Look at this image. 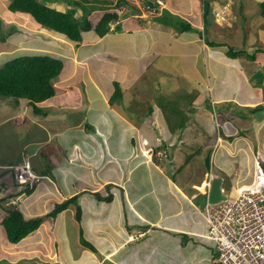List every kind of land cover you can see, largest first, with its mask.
I'll return each instance as SVG.
<instances>
[{
	"label": "crops",
	"instance_id": "0c3cea01",
	"mask_svg": "<svg viewBox=\"0 0 264 264\" xmlns=\"http://www.w3.org/2000/svg\"><path fill=\"white\" fill-rule=\"evenodd\" d=\"M151 1L154 0H147V2ZM162 1L165 5L162 12L166 10L173 17L178 15V19L192 28L182 32V37H178L179 34L174 31L159 33L146 25L143 27L141 25L143 22H149L148 15L159 18L161 14L138 12L134 15L130 11L133 9L131 7V9L128 7L118 9L117 21L109 24V31L103 36H98L95 32L96 35L85 36L81 33V41L77 42L67 41L63 35L38 27L29 29L26 18L20 19V22L26 25H17L22 35L17 33L14 43L23 48L22 37L24 40L29 38L27 41L31 40V42H26L27 47L46 51L51 56L59 58L62 68L55 81L54 96L42 104L43 112L49 118L30 120L25 110H16L13 124L15 132L25 130L28 134L30 131L32 137L30 140L18 142V148L14 142L4 141V144L9 143L7 144L9 146L5 145L9 156L7 158L6 155L5 158L0 156V165H12L21 154L25 153L30 156L34 172L42 176L34 190L29 195L22 196L17 206L24 219L40 216L45 218L56 204L77 197L80 221L77 222L74 218L73 204L61 212L67 211L66 214L68 213L70 218L75 220L77 229L76 243L71 244L72 248L69 247L63 255L60 253L59 255L54 248V242L65 237L61 234V227L66 226L64 220L54 229L52 226L47 227L52 218H46L30 235L16 244H10L5 238L0 215V264H216L214 251L209 241L205 239L206 222L200 213L206 202L205 188L199 190L207 172L204 159L210 151L211 172L215 169L219 170V176L213 175L221 178V188L225 192H228V189L235 191L244 186L256 185L255 180L251 183L247 182L250 173L243 176L236 175L231 183L230 178L233 179L234 174L225 168H219L216 164L219 163L218 156H224L229 160L251 157L252 173L258 170L259 158L264 159V112H260L261 119L257 120L255 123L257 127L252 130L255 132L254 145L240 144L247 139L234 126H229L223 136L217 135L214 139L210 135L212 126L210 129L207 125L213 122L212 112L216 111L214 121L217 120L215 121L217 124L221 123L220 120L223 118L226 121L222 124L235 121L239 123L241 129L245 127V130L249 131L247 117L251 115L254 118L260 111V108H254L260 104L264 106V15L260 7L263 0ZM51 2L50 5L59 11L70 12L72 9L65 0H51ZM207 3L209 8L207 6L205 11L204 7ZM223 8H228L227 13L220 17ZM213 12L218 15L213 17ZM77 13L78 8L75 17L82 15L81 11ZM105 13L106 11L100 16H95V21ZM89 21L92 25L95 23L90 18ZM223 21L228 25L235 21L238 25L234 27L235 32L232 31L234 34L230 33L229 42L222 40L226 30ZM233 36L235 40L231 38ZM123 38L127 39L124 42L130 43L131 46L144 47L137 51L140 69L136 78L133 77L131 81H128L127 76H123L122 67L115 66L116 58L110 61L112 63L110 65L102 60L104 55L118 52L115 43ZM178 41L182 42V51L178 49ZM209 42L216 44L211 46ZM66 43L71 46L69 51ZM164 43L168 45V49L162 47ZM61 47L63 50H60ZM53 48L62 55H55ZM230 49L232 54L229 55ZM99 68L103 73L105 72L101 76H98ZM149 76L156 78L152 84L146 82ZM104 77L108 79L106 83L101 81ZM238 77L244 79L243 84H238ZM180 78L190 86L185 89L183 95L193 100L194 107L190 109L189 114L186 113L187 106L185 107L178 121L180 125L169 132L170 136L166 142L161 135H157L154 141L146 140V135H151L153 129L146 128L144 120L134 119L135 115L131 116L126 110L128 104L138 95V89L141 90L144 86L164 87L156 89V100L160 95L164 97L169 95L172 102L171 99L176 100L179 97V88L183 85ZM123 79L125 81L127 79L128 83L123 82ZM86 82L91 87L90 95L88 92L90 100H87V103L98 102L103 110H96L97 116L104 112L106 122L113 120L116 125L113 126L117 127V137L113 136L114 132L109 134L108 130H100L106 135L103 141L115 137L117 141L121 139L124 142L128 141L126 144L133 147L136 146L134 144L136 142L138 149L136 151L140 155L134 166H137L136 171L143 169V175L140 172L131 175L130 169L123 166V161H120L119 167L122 166L119 174L122 176L119 179L110 178L104 171L107 168L103 167L104 162L93 159V155L98 156V152L102 153L99 145L95 143V149L91 139L90 142L87 140L89 144L83 140L89 135L88 130L85 129L87 132L81 140L80 136H77L82 135L83 130L80 129L82 126L88 127V119L92 112L90 110L88 119L84 115L78 121L72 119L74 115L72 116L71 112L78 110L77 112L80 113L82 109H86L82 107V102L76 104L81 99L82 93L87 97V90L84 89ZM119 85L123 95L122 104L115 103L120 96L111 102L115 87ZM201 89L204 91L202 92ZM95 91L98 94L97 98H94ZM142 91L145 93L137 100L142 107L158 104V100L147 98V89L144 88ZM73 99L76 102H73ZM207 99L210 103L204 105ZM219 107L222 111H219ZM195 109L196 113L193 112ZM184 115L186 118L183 117ZM156 117L161 119L159 114ZM244 117H246L244 122H240ZM198 121L201 127L198 133L203 135L205 142L199 146L189 145L190 142L186 141L192 142L193 139L189 137L184 139L188 132L182 128L191 125L189 122L194 125ZM123 126L128 132L124 137L121 131ZM55 138H57L56 144ZM148 141H152V144ZM140 142L147 143L153 150L155 148L159 150L161 145L166 159H158L156 156L149 159L140 153L144 145L140 147ZM179 142H183L185 146L180 145ZM167 145L170 152L167 150ZM14 148L17 149L15 158L10 159ZM185 149L191 150V153H180ZM55 150L61 154V158L56 160L63 163L57 177L52 178V171L49 169L46 173L47 166L43 168L39 157L48 156L50 161ZM133 150L131 154L128 152L127 159L132 160L136 157L137 153L135 149ZM176 153L184 160L180 166L175 160ZM170 167L177 168L178 178L169 172ZM184 172L188 175L192 173L197 178L183 181L181 174ZM1 175L7 178L5 180L10 181L4 173H0ZM76 175L81 177L80 183L71 179ZM34 193L35 195L32 196ZM134 229L136 231H133ZM42 230H44L43 234H40ZM146 236H150L147 241L144 240ZM81 238L95 251L82 246ZM42 239L51 243L49 249H45L40 244ZM37 245H42L39 251L35 250L38 249Z\"/></svg>",
	"mask_w": 264,
	"mask_h": 264
},
{
	"label": "rangeland",
	"instance_id": "374dc122",
	"mask_svg": "<svg viewBox=\"0 0 264 264\" xmlns=\"http://www.w3.org/2000/svg\"><path fill=\"white\" fill-rule=\"evenodd\" d=\"M8 1L9 0H0V14H2V18H3L4 22H10L11 19H14L13 21H15V23L17 25H23L24 26L26 24H24V23H22L16 19H21V18L25 17L27 20V23H28L27 26L29 29H32L33 27H37V24L35 23V21L33 20V18L31 16L25 15V14H20L17 12L8 11L6 9ZM44 1L48 2L47 0H44ZM65 1H66V4H68L69 6L72 7L71 11L76 12V9L78 8V13H79V11H81V13H82V8H88L89 9L90 12L88 13V15H86V17H87L88 22L90 23V30H87L88 32L82 31L83 36L90 35V34L91 35L97 34L96 31L94 30V28L97 25V23L99 22V20H101L102 16L100 18L98 17L97 21H95V19H96L95 16H100L101 13H104L105 11L106 12H113V13L116 11L115 13L117 14L118 9L120 7H128L129 8V6H130V3H125L122 0H120L119 2H117L118 0H89V1L65 0ZM139 1L141 2V6L143 5V2H147V0H139ZM116 2H117V7H115ZM112 6H113V8H112ZM204 9H205V11L207 10V5L204 7ZM174 15H176V14H174ZM260 16H261V14H260ZM76 18H77L79 24H83L82 19H80V18H82L81 14L76 16ZM89 18L92 21H95V23L93 25L91 24L92 22L89 21ZM147 18L149 19V22H143V24H141L143 27H145V25H146L148 28L154 30L155 32H159V33H162V32L171 33L172 31H174L175 33L179 34L178 37H182V32L177 27L178 22L176 20L178 19V15L173 17L168 11L165 10L164 14L161 13L159 18L158 17L153 18L152 16H149V15L147 16ZM112 21H113V23H115L117 21V19L112 20ZM112 21H110V23ZM175 21H176V24H175ZM224 22L225 21H223V23ZM226 22H227V20H226ZM226 22H225V25H226L225 29L226 30H224L225 31L224 36H223L224 38H222V40L225 39L226 41L229 42L230 40L228 39V37H229L230 33L234 34L232 31L235 32L236 28H234V27H237L238 25L235 21L231 22L230 25H228ZM109 24H108V31H109ZM231 38H233L235 40V36H233ZM28 39L29 38H26L24 40L22 37V39H21L22 43L21 44L23 45V48L19 46L20 49H18L16 47L14 48L12 46H6L9 44H5V45L0 44V61L2 60V62H3L6 60H9L11 56H19V55H21L22 51H32L33 52L32 48H29L25 45L26 42H31V40L27 41ZM126 40L127 39H124V38L119 39L115 43L117 45L116 47H117L118 52L108 53V55H104L102 57V60L104 61V63L107 62L110 65V64H112V63H110V61L113 60L114 58H116L117 63L115 64V66L122 67L123 68V73H122L123 76H127L128 81H131V79L133 77L136 78L137 72L140 69V67H138V60H140V59L137 57V51H139L140 49H142L144 47L138 46L136 44L138 47V48H136V46H131L130 43L124 42ZM14 41H15V39H14ZM67 41H70V40H67ZM70 42H72V41H70ZM9 43L12 45H15V44H13L12 38L9 40ZM16 46H18V44H16ZM66 46L68 47V51H69L71 49V46H69L67 43H66ZM173 46L175 47L174 44H173ZM162 47L168 49V45L165 43L162 45ZM182 47H183L182 42L178 41V49L180 51L183 50ZM236 48H234V49H236ZM239 48H241V47H239ZM242 48H243V45H242ZM53 49H54V51L53 50H51V51H53V53L55 55H62V54H60V52L58 50H56L55 48H53ZM60 50H63V48L61 47ZM10 52H12V53L9 55H6V53H10ZM39 54H41V53H39ZM63 56L66 57L65 54H63ZM64 61H63V63H64ZM126 65H128V66H126ZM91 70H93V69H91ZM97 72H98V76H101V74L105 73V72L103 73L102 69H100V68L97 70ZM175 79H177V78L175 77ZM140 80L141 79H139V81ZM153 80H156V78L153 76L152 77L149 76L146 79V82L148 84H152ZM179 80L181 81V83L183 85H180L179 92H178V94H179L178 99H176V100L171 99L172 102L169 99V95H166L165 97L160 95L159 97H157V100H158L157 105H155V106L148 105L147 107H142L138 103L137 100H138L139 96H142L145 93L142 91L144 88L147 89L146 92H148L147 98L152 97L154 101H157L156 100V92H157L156 89H163L164 88L162 86H160V87L156 86V88H149L148 86H144L143 89H141V90L138 89L139 90L138 95L135 96V99H132L131 102L128 104L127 109H126L127 112H129V114L131 116L135 115L134 119L144 120L145 124H146V126H145L146 128L153 129L151 135H149V134L146 135V140L152 139L154 141L156 139L157 135H161L162 139H164L166 142V140H167V138H169L172 130L174 128H177L180 125V123L178 121L180 119V114H182V111L185 109V107L187 106V108H188V112H186L188 114H189L190 109L194 107L193 102H191L192 99L183 95L185 89L190 88V86H188L186 84V82L184 80H182L181 78ZM85 81H86V79H85ZM101 81H103V83H106L108 81V79L104 77L101 79ZM123 82L128 83L127 79H126V81H125V79H123ZM160 82L162 84L163 80L161 79ZM237 82L239 85H241V84H243L242 82H244V79L241 77H238ZM243 87H245V85H243ZM85 88L87 90V92H86L87 97L84 96V93H82L81 99L77 102L75 99H73V102H76V104L78 102H82V107L86 108L87 110L82 109V112H80V113L77 112L78 110H75V112H71L72 116L74 115L72 119L74 121H78L79 118L83 115L86 116L88 119L90 110H92V112H91V115L88 119L89 120L88 121V127L85 128L84 126H82L80 128L81 130H83L81 132L82 135H77V136H80L79 139L81 140L82 137L84 136V133L87 132V131H85V129L88 130L89 135H86V137L83 138V140H85L86 142H87V140H89V142H90V139H91V142L93 143V147L95 146V143H97L99 145V149L102 150V153L99 154V152H98V156L93 155V159L96 158V159H99V161L104 162L103 167H107L106 169H104V171H105L106 175H108L110 178L119 179L122 176V174H119L120 173V167L122 166L121 165L119 167L120 161L121 162L123 161V166L130 169L131 175L136 173V172H140V174L143 175V169H139L138 171H136L135 169L137 166H134V164H136V162H137V159H139V155H140L139 152L136 151V150H138L137 149V143L134 142V144L136 146L134 145L135 147H133V145L129 146L128 144H126L128 141L124 142V141H122V139H121V141L116 140L115 137H117V127L113 126V125H115L113 120H112V122L111 121L106 122L107 119H106V115L104 112H102L100 115L97 116L96 110H103V109H101V106L98 102H95L94 104L90 103V102L87 103V100L88 101L90 100V97H88V92H89V95L91 93V87L87 82H86V84H84V89ZM119 88H120V85H119ZM126 91H124V92H126ZM201 91L203 92L204 90L201 89ZM245 91L246 90L244 89V92ZM149 92L151 93L150 95H149ZM120 95L123 96L122 94H120ZM121 96H120L119 100L117 102H115L116 104H122L123 103V100H121ZM132 96H133V93H132ZM97 97H98V94H97V91H95L94 98H97ZM11 100H12L11 98L9 100L0 99V156L3 158H5L4 155H6V158L9 156L8 148H6V146H9V145H7L9 143L4 144V141L14 142L15 146L18 148V145H17L18 142L21 143V142L30 140L32 137V133L30 131L28 134L25 132V130H21L18 133L15 132V130H14L15 127L13 124H14V115H15V112L17 113V111H16L17 109L13 105ZM208 103H210V101L207 99L204 102V105H206ZM263 103H264V101H263ZM221 107L224 108V106H221ZM156 109H158V110H156ZM53 110H54V108H53ZM219 111H222V109L220 107H219ZM262 111L264 112V106L260 107V111L258 113H256L257 115H255L254 118H252L251 115L249 117H247L246 121L248 122V124L250 126V129H249L250 132L246 131L245 127L241 129V126L239 125V123H237L235 121H233V122L229 121L228 124H222L223 121H226L223 118L220 120L221 123L219 122L217 124L215 122L217 120L214 121L215 113H216V111H214V112H212V116H211V121H213V122H211V124L207 125L208 127H210V129L212 126V130L210 132V135L213 136L215 139L217 135L223 136L224 131L229 126H232V127L234 126L235 128L238 129L239 132L241 131L245 135V138L247 139V140H244V142H240V144H244V145L245 144L246 145L252 144V145H254L255 140H254L253 134H255V132H252V130L257 127V125L255 123L257 122V120L261 119L260 112H262ZM85 112H86V114H85ZM193 112L196 113L197 110L195 109ZM157 114L161 115V119L156 117ZM240 114H242V112ZM27 115L30 118V120L32 118H34V119L38 118V116L35 115L34 112L30 109L27 110ZM194 116H195V114H194ZM128 117H130V116H128ZM183 117L186 118L185 115ZM46 118H49V117H46ZM245 118L246 117H244L243 121H240V122H244ZM115 119H116V117H115ZM195 119H197V118L195 117ZM262 120H263V118H262ZM116 121L118 122V120H116ZM199 122L200 121L196 122L194 125H192V123L189 122V124H191V125H189L188 127L182 128V130H185L188 132V134L184 136V139L186 137L193 139L192 142L186 141L187 143L190 142L189 145L199 146L200 144L205 142L203 140L204 139L203 135H200L198 133L199 129H201V127L199 126ZM21 127H22V125L20 126V128ZM33 127L37 128V126H33ZM31 128H29V129L31 130ZM125 129H126L125 126H123L121 129L123 137L128 134V132ZM100 130H108L109 134H111V132H114L113 136H115V137H110L109 140L103 141V137H105L106 135H105V133L101 132ZM249 133L251 135H248ZM178 137L181 138V136H179V135H178ZM178 137H176V138L178 139ZM57 138L54 139L55 144L57 142ZM249 138L250 139L252 138V140H250ZM118 139H120V138H118ZM134 141H135V139H134ZM148 142L150 144H152V141H148ZM182 143L183 142H179L180 145L185 146V144H182ZM143 144H144L143 142H140L139 143L140 147ZM143 147H145V146L143 145ZM210 147H212V146H210ZM133 149H135V152L137 153L136 157L132 160L127 159L128 152H130L129 154L133 153L134 152ZM167 150L170 152V148L168 145H167ZM16 151H17V149L14 148V152L11 153L10 159L15 158ZM254 152H256V150ZM180 153H183V154L184 153H191V150L185 149V150L181 151ZM52 157L53 158L50 161H49L48 156L39 157V159H40V163H41V165H43L44 169L46 166H48L49 169L52 171L51 177L56 178L57 174H58V170L61 169V163H63V161L56 160V159L61 158V154L57 153V150H55L53 152ZM218 159H219V163H217L216 165L219 168L220 167L225 168L227 171H230L231 174H234V175H232L233 179L230 178L231 183H232V180H234L236 175L241 174V176H243L245 174L250 173L251 175L247 179V182L251 183L255 180L256 185H253L254 188L261 189L264 191V159L259 158V160H258L259 168L254 173H252V166H251L252 158L251 157H242V158L238 157V159L229 160L228 158L225 159L224 156L223 157L218 156ZM175 160H176V163L178 164V166L182 165V163L184 162V160L179 158L178 153H176ZM56 162H57V164H56ZM121 162H120V164H121ZM222 166H224V167H222ZM186 171H187V169H186ZM218 171L215 169L212 171V173L215 176H219L220 172H218ZM169 172L173 173L172 176H175V178H178L177 168L174 169L173 167H170ZM138 175H139V173H137V176ZM252 175H253V177H252ZM181 176L183 177V181H186V180L190 181L192 179L197 178L196 175H193L192 173H190L188 175L186 172L182 173ZM201 177H202V175H200L199 178H201ZM71 179L76 183L81 182V177L78 175H76V177L72 176ZM224 184H225V182L223 183V185ZM91 185H92V183H91ZM34 195H35V193L32 196H34ZM66 212L67 211H65L61 214H56L52 218V220H50L47 224V227L52 226L54 229H56L59 225H61L62 220L65 221L64 225H66V226H64L63 228L61 227V234L65 235V237L54 242V245H55L54 248L57 249L58 254L60 253L61 255H63L64 252L67 249H69V247L72 248L70 246L71 244L76 243L75 242V235H76L75 230L77 229L76 228V222H74L75 220L73 218H70L69 214L68 213L66 214ZM30 214H32V213H30ZM0 215H1V213H0ZM40 218L43 219L42 221H44V219H46L43 216L42 217L40 216ZM47 227L45 228L46 230H47ZM44 230H42L40 232V234H43ZM133 231H136V230L134 229ZM149 238H150V236H146V237H144V240L147 241ZM68 242H70V243H68ZM209 243H210L211 249L214 250L213 244L211 242H209ZM40 244H42L43 247H45V249H49L50 245H51L50 242H48V241L46 242L43 239H42V242ZM42 245H37L38 249H35V250L39 251L41 249ZM42 251H44V250H42ZM46 251H49V250H46Z\"/></svg>",
	"mask_w": 264,
	"mask_h": 264
},
{
	"label": "trees",
	"instance_id": "16d2710c",
	"mask_svg": "<svg viewBox=\"0 0 264 264\" xmlns=\"http://www.w3.org/2000/svg\"><path fill=\"white\" fill-rule=\"evenodd\" d=\"M44 0H9L6 9L11 12L30 15L35 22L43 27L55 32L65 35L69 40L77 42L81 41L82 31L90 30V23L87 20L88 8H82V22L79 24L75 17V12H62L57 10L54 6H50L51 0L43 2ZM83 1V0H82ZM89 1V0H85ZM262 15H264V0L260 3ZM117 19V14L114 12H106L101 20L97 23L94 30L99 36L104 35L108 31V24L110 21ZM177 27L181 32L191 29L190 25L184 23L180 19ZM175 21V24H176ZM18 30L13 23H4L2 14H0V43L9 44V36L16 33ZM214 46L215 42H209ZM8 46H11L10 44ZM229 55L232 54V49L228 51ZM62 68V62L59 58L51 56L48 52L39 54L35 51H22L19 56H11L3 64L0 63V98H23L28 101V106L38 117H45L44 110H40L37 106L45 100H49L54 96L55 90L52 86V80L56 79ZM121 90L118 86L115 87L113 98L111 102L118 98ZM261 105L256 106L260 108ZM158 148L153 151L156 154ZM160 150V149H159ZM158 150V151H159ZM157 151V152H158ZM22 160V155L18 160L12 164L16 165ZM46 173L49 167H46ZM10 177H8L9 179ZM6 177H0V187L5 189L6 199L25 193L29 195L35 186L28 185H14L15 183ZM24 195V194H23ZM77 197H73L58 203L54 206L53 210L46 215L45 218H53L56 214L61 213L68 208L69 205H75L74 218L77 222L80 221V210L76 202ZM1 225L3 227L5 238L8 243L16 244L29 234L34 232L41 224L42 218L35 217L24 219L18 207H7L3 209ZM82 246L89 248L92 251L95 249L86 243L82 238L80 239Z\"/></svg>",
	"mask_w": 264,
	"mask_h": 264
},
{
	"label": "built area",
	"instance_id": "2783aa9c",
	"mask_svg": "<svg viewBox=\"0 0 264 264\" xmlns=\"http://www.w3.org/2000/svg\"><path fill=\"white\" fill-rule=\"evenodd\" d=\"M13 174L19 185L38 180L27 164L13 168ZM210 181L208 178L207 192ZM202 215L207 227L205 239L214 246L216 264H264L263 190L239 189L217 204L206 203Z\"/></svg>",
	"mask_w": 264,
	"mask_h": 264
},
{
	"label": "clouds",
	"instance_id": "9594fccd",
	"mask_svg": "<svg viewBox=\"0 0 264 264\" xmlns=\"http://www.w3.org/2000/svg\"><path fill=\"white\" fill-rule=\"evenodd\" d=\"M157 1L158 0H154V1H151V2H143V5L141 6V2L139 1V0H127V2H125V3H130V6H129V8L131 7V8H133L132 10H130V11H132L133 12V14L134 15H136L138 12H146V13H152V14H154V15H157L158 13L159 14H161V13H163L164 14V12H162L163 10H164V7H165V5H164V3H163V1L162 0H159V1H161L162 3H161V5H158L157 4ZM44 2V1H43ZM209 3V2H208ZM49 4H52V3H49ZM209 4H207V6H208ZM50 6H52V5H50ZM146 6H149L150 8L148 9ZM130 8V9H131ZM208 8H209V6H208ZM63 12V11H62ZM65 13H67V12H65ZM227 13V9L226 8H223L222 10H221V13H220V17H223L224 16V14H226ZM25 15H28V14H25ZM212 15H213V17H215V16H217L218 14H215L214 12L212 13ZM30 16V15H29ZM14 19H11L10 20V22H12L13 24H15L16 25V28H17V32L16 33H14V34H12L11 36H9V39H13V44H15V45H12V44H10L12 47H16V48H18V49H20L19 48V46H16V43H14V38H15V36H16V34L17 33H19V34H21V32H20V29L17 27V24L15 23V21H13ZM16 20H19L20 21V19H16ZM35 21V20H34ZM4 22V21H3ZM10 22H4V23H10ZM36 23V22H35ZM37 24V23H36ZM37 27L38 28H40V29H44V30H47V31H52V32H55V31H53V30H50V29H47V28H43V27H41V26H39L38 24H37ZM55 33H57V34H60V35H63V34H61V33H58V32H55ZM28 35H29V33H27ZM22 35V34H21ZM67 40H69L65 35H63ZM71 41V40H70ZM73 42V41H72ZM0 44H8L7 43V40H6V42L5 43H0ZM6 46H8V45H6ZM33 49V51H35V52H38V53H43V52H45V51H41V50H38V49H34V48H32ZM12 52H10V53H6V55H9V54H11ZM2 62V60L0 61V63ZM5 61H3L2 62V64L4 63ZM57 78V77H56ZM55 81H56V79H53L52 80V86H53V88H54V90H56V87H55ZM0 99H2V100H5V99H7V100H9L10 98H0ZM12 100V103H13V105L16 107V109H18L19 111H26L27 112V110L28 109H30L31 110V107L30 106H28L29 104H28V101L26 100V99H23V98H19V99H13V98H11ZM47 100H45V101H43V102H41V103H38L37 104V106H38V108L40 109V110H43V106H42V104L44 103V102H46ZM193 101V100H192ZM191 101V102H192ZM261 105V104H260ZM258 106V105H257ZM262 106V105H261ZM46 117V116H45ZM36 119H44L43 117H38V118H36ZM144 148L142 147V152H140V153H142L143 155H145V156H147L149 159H153V157H157L158 159H166V156H164V153H165V151L163 150V148L162 147H160V150L158 151V152H156V154L154 153V151H153V148H151V147H149V145L147 144V143H145L144 144ZM161 146V145H160ZM208 153H210V156H211V152L210 151H208ZM207 153V154H208ZM22 155V160L19 162V163H17L16 165H8V164H6V165H0V173H4L6 176H8V177H10V179L15 183L14 185H19V184H17L15 181H14V179H13V176H14V174H13V168H15V167H18V166H21V165H24V164H27L28 165V167H29V169H30V171L32 172V174L33 175H35L36 177H38V180L37 181H33L31 184L30 183H21L20 185H28V186H36L40 181H41V179H42V176H40L39 174H37V173H35L34 172V170H33V168H32V166H31V163H30V156H28L27 154H25V153H23V154H21ZM207 156V155H206ZM210 156H209V163H210ZM206 169V168H205ZM211 166H210V169H209V171H207L206 172V174H205V176H204V179H203V181H202V183L201 184H204V188H205V191H204V194L206 195V202H205V204L202 206V208H201V210H200V213H201V215H202V209H203V207L206 205V203H209V201H208V199H207V196H208V192L206 191V183H207V181H208V178H211V181H210V185H211V182L215 179V178H220V177H215L214 175H213V173L211 172ZM1 177V176H0ZM3 178L5 177V176H2ZM221 179V178H220ZM221 186H222V180H221ZM254 188V186H244V187H241V188H239V189H247V188ZM210 189V188H209ZM239 189H237V190H235L234 191V189H233V191H230L229 189H228V192H225L222 188H221V194H222V196H223V199L221 200V201H223L225 198H227V195L228 194H231V195H235L236 194V192L239 190ZM5 191V189L4 188H2V187H0V213L1 212H3V209H6L7 207H11V206H13V207H17L18 206V204H19V202H20V200H21V198H22V196H27L25 193H23V194H20V195H17V196H14V197H11V198H9V199H6L5 200V197H6V193L4 192ZM221 201H219V202H221ZM218 202V203H219ZM209 204H211V203H209ZM214 204H217V203H214ZM214 204H211V205H214ZM1 216H2V213H1ZM202 217H203V215H202ZM203 219H204V217H203ZM204 221H205V219H204ZM206 230H207V227H206Z\"/></svg>",
	"mask_w": 264,
	"mask_h": 264
},
{
	"label": "water",
	"instance_id": "95a60500",
	"mask_svg": "<svg viewBox=\"0 0 264 264\" xmlns=\"http://www.w3.org/2000/svg\"><path fill=\"white\" fill-rule=\"evenodd\" d=\"M209 156H210V153H208L204 159V165L207 171H209L210 169ZM207 199L209 203L211 204L218 203L219 201L223 199V196L221 194V179L220 178H215L211 182Z\"/></svg>",
	"mask_w": 264,
	"mask_h": 264
},
{
	"label": "bare ground",
	"instance_id": "6f19581e",
	"mask_svg": "<svg viewBox=\"0 0 264 264\" xmlns=\"http://www.w3.org/2000/svg\"><path fill=\"white\" fill-rule=\"evenodd\" d=\"M203 187H204V185H202V184H201V187H200V189H199V190H202V189H203Z\"/></svg>",
	"mask_w": 264,
	"mask_h": 264
},
{
	"label": "flooded vegetation",
	"instance_id": "af4514ba",
	"mask_svg": "<svg viewBox=\"0 0 264 264\" xmlns=\"http://www.w3.org/2000/svg\"><path fill=\"white\" fill-rule=\"evenodd\" d=\"M202 185H204V184H202Z\"/></svg>",
	"mask_w": 264,
	"mask_h": 264
}]
</instances>
